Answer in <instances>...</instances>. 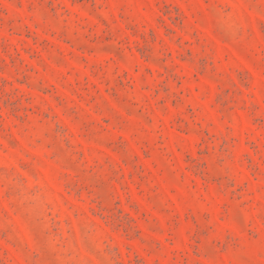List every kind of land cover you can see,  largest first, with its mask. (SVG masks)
<instances>
[{"label":"rangeland","instance_id":"rangeland-1","mask_svg":"<svg viewBox=\"0 0 264 264\" xmlns=\"http://www.w3.org/2000/svg\"><path fill=\"white\" fill-rule=\"evenodd\" d=\"M0 264H264V0H0Z\"/></svg>","mask_w":264,"mask_h":264}]
</instances>
